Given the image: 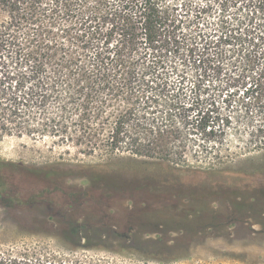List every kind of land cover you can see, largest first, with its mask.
Returning <instances> with one entry per match:
<instances>
[{
    "label": "trees",
    "instance_id": "obj_1",
    "mask_svg": "<svg viewBox=\"0 0 264 264\" xmlns=\"http://www.w3.org/2000/svg\"><path fill=\"white\" fill-rule=\"evenodd\" d=\"M0 8V135L87 141L90 152L97 144L88 138L104 135L108 157L145 166L134 169L132 199L238 187L235 160L264 152V0H0ZM110 166L69 172L124 173ZM0 264L87 263L23 255Z\"/></svg>",
    "mask_w": 264,
    "mask_h": 264
},
{
    "label": "rangeland",
    "instance_id": "obj_2",
    "mask_svg": "<svg viewBox=\"0 0 264 264\" xmlns=\"http://www.w3.org/2000/svg\"><path fill=\"white\" fill-rule=\"evenodd\" d=\"M5 18L0 8V24ZM88 140L97 144L93 152L87 141L61 144L49 137L0 135V257L87 264H264V152L235 160L234 169L243 173L238 187L197 190L200 195L188 199L154 198L142 190L132 199L127 196L134 169L144 164L125 154L108 157L101 145L104 135ZM188 160L194 165V157ZM76 164H110L124 173L113 176L107 168L69 172ZM146 172L162 176L166 171L148 165ZM135 206L139 212L133 214ZM62 219L82 224L67 229L53 224Z\"/></svg>",
    "mask_w": 264,
    "mask_h": 264
}]
</instances>
